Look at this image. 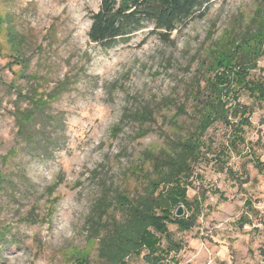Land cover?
I'll list each match as a JSON object with an SVG mask.
<instances>
[{"label":"rangeland","instance_id":"rangeland-1","mask_svg":"<svg viewBox=\"0 0 264 264\" xmlns=\"http://www.w3.org/2000/svg\"><path fill=\"white\" fill-rule=\"evenodd\" d=\"M100 3L0 0V264H104L92 227L106 213L121 220L140 196L148 152L188 137L195 97L213 93L219 75L264 90V0H216L172 43L147 28L112 48L88 36ZM223 51H235L234 68ZM243 86L231 83L229 105L251 109L245 142L228 147L232 115L201 138L188 190L202 203L196 224L150 228L158 249L127 264H264V101Z\"/></svg>","mask_w":264,"mask_h":264},{"label":"trees","instance_id":"trees-1","mask_svg":"<svg viewBox=\"0 0 264 264\" xmlns=\"http://www.w3.org/2000/svg\"><path fill=\"white\" fill-rule=\"evenodd\" d=\"M215 1L101 0L98 11L91 14L92 23L88 36L93 43L103 48H112L119 44H128L138 32L150 28L148 36L155 34L161 41L172 43L175 31L181 30L192 21L205 18ZM145 42L146 38L141 44ZM220 57H223L221 62L225 67L234 68V65H237L234 62V59H237L235 51H223ZM238 57L241 58L242 65L249 63L247 56ZM229 78L224 79L223 75H219L217 82L210 84L214 88L213 93H209L205 100L195 97V101H199L202 107L196 111L193 130L189 132L188 137L167 138L166 148L158 152H148L150 167L149 172L147 170L143 175L145 183L141 194L137 199L128 200V204L122 207L120 215L123 218L116 220L114 215L106 213V218L103 220L101 215L100 221L92 227L93 231L103 236L98 255L104 264H127L125 258L134 252L136 255L148 249L155 252L161 236L151 233L150 228L162 235L167 232L168 222L176 223L181 230L194 227L202 203L196 199L191 205L188 190L192 187L190 178L193 177L196 166L205 159L202 136L215 122L230 124L231 115L238 117V130L233 131L234 136L230 137L228 143L229 149H232L231 145L245 142L244 127L250 125L251 109L248 105L241 103L231 110L229 86L231 83H242L244 88L240 93L244 90L258 102L264 101V90H258L256 86L247 88V82H244L242 75L240 78H232L236 80L232 82ZM206 107L207 111L204 110ZM26 118L32 119L30 116ZM259 163L264 167V162L258 161L257 164ZM180 204L187 208L193 206L192 214L171 215L172 208L176 206L178 209ZM158 210L163 211L162 216H158ZM165 250H162L164 254L172 251L169 247Z\"/></svg>","mask_w":264,"mask_h":264},{"label":"water","instance_id":"water-1","mask_svg":"<svg viewBox=\"0 0 264 264\" xmlns=\"http://www.w3.org/2000/svg\"><path fill=\"white\" fill-rule=\"evenodd\" d=\"M184 213H185L184 207L183 206H179L177 211H176V215L177 216H182V215H184Z\"/></svg>","mask_w":264,"mask_h":264}]
</instances>
